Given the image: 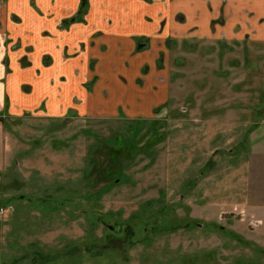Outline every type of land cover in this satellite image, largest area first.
<instances>
[{
	"label": "rangeland",
	"instance_id": "374dc122",
	"mask_svg": "<svg viewBox=\"0 0 264 264\" xmlns=\"http://www.w3.org/2000/svg\"><path fill=\"white\" fill-rule=\"evenodd\" d=\"M89 4L42 37L1 40L0 264H264V40L174 37L169 51L137 39V51L163 60L167 102L149 117L83 115L71 85L99 90V59L84 40L72 51L68 38ZM40 66L57 99L70 92L61 116L47 98L21 113L14 102L13 112L20 77L24 95L35 82L36 100L46 91ZM144 68L139 87L151 75Z\"/></svg>",
	"mask_w": 264,
	"mask_h": 264
},
{
	"label": "crops",
	"instance_id": "0c3cea01",
	"mask_svg": "<svg viewBox=\"0 0 264 264\" xmlns=\"http://www.w3.org/2000/svg\"><path fill=\"white\" fill-rule=\"evenodd\" d=\"M85 23L71 25L68 45L72 49L81 41L99 59L97 73L100 77L95 93H85L78 87L84 81L76 80L71 86L80 94L81 104L76 108L83 115H115L124 108L133 117H149L155 108L167 102L169 87L166 79L159 80L161 68L147 51H137V39H150L149 46L159 49L167 47L168 39L210 38L225 35L228 39H241L251 33L264 40V0H89ZM81 0H0V43L3 37L23 38L34 32L37 38L46 30H52L54 23L69 17ZM17 15L24 21V27L17 28L11 16ZM44 18V20H42ZM50 18V19H49ZM175 37V38H174ZM175 43V41H174ZM171 44L169 51L172 50ZM74 45V46H73ZM52 44H49L51 47ZM106 46V55L101 47ZM52 48V47H51ZM135 50L139 53H136ZM5 45L0 46V100H5L6 86L2 83L5 67ZM73 51V50H72ZM87 50V52H90ZM150 53V52H149ZM62 64L55 63L56 72ZM145 65L151 75L145 77L142 87L137 80ZM53 66V67H54ZM59 66V67H58ZM41 69L40 80H47L46 91L36 100L35 92L26 96L20 85L27 76L20 77L18 83L11 84L20 113L36 109L47 98V110L53 116L65 114L73 107L70 92L65 90L60 99L52 89L49 69ZM145 69V68H144ZM25 82H23L24 80ZM70 85V84H69ZM96 86V87H97ZM131 89H128L129 87ZM53 91H52V90ZM107 97H101V91ZM121 91L125 93L122 98ZM10 95V94H9ZM12 96V94H11ZM17 106V107H18ZM134 107V109H133ZM133 109V110H132ZM123 112V111H122Z\"/></svg>",
	"mask_w": 264,
	"mask_h": 264
},
{
	"label": "trees",
	"instance_id": "16d2710c",
	"mask_svg": "<svg viewBox=\"0 0 264 264\" xmlns=\"http://www.w3.org/2000/svg\"><path fill=\"white\" fill-rule=\"evenodd\" d=\"M174 43V41H169L168 43H167V47L170 49V47H171V44H173ZM162 65H163V60H161V61H159V67H162ZM142 123V122H144V121H142V120H139L138 121V123ZM122 138H118V139H116V141H115V145H116V147L115 148H113L114 149V152L115 151H117L116 149L118 148V150H121V145H122ZM136 148H139V147H136ZM130 151H132L133 152V148L131 147H129L128 148ZM114 154H112V156H113ZM104 174L106 175V176H111L112 174H111V171H106V172H104Z\"/></svg>",
	"mask_w": 264,
	"mask_h": 264
},
{
	"label": "flooded vegetation",
	"instance_id": "af4514ba",
	"mask_svg": "<svg viewBox=\"0 0 264 264\" xmlns=\"http://www.w3.org/2000/svg\"><path fill=\"white\" fill-rule=\"evenodd\" d=\"M83 3H84V0H81V4H80V7L83 6ZM171 40V39H170ZM173 41V40H172Z\"/></svg>",
	"mask_w": 264,
	"mask_h": 264
}]
</instances>
